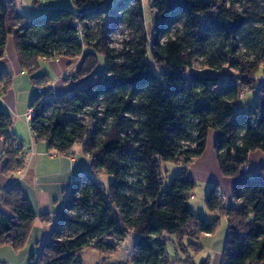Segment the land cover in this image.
<instances>
[{
	"label": "trees",
	"instance_id": "obj_1",
	"mask_svg": "<svg viewBox=\"0 0 264 264\" xmlns=\"http://www.w3.org/2000/svg\"><path fill=\"white\" fill-rule=\"evenodd\" d=\"M241 2L246 10L237 0H151L161 24L150 36L143 0H74V9L32 17L18 12L14 0H0V62L12 38L22 71L38 88L47 83L35 76L40 59L82 58L76 80L93 78L53 99L37 90L30 105L37 141L60 156L81 145L91 165L72 183L50 240L29 264H84L81 254L89 249L109 264L130 233L137 235L131 264H172L170 245L187 254L184 241L213 235L221 218L228 222L222 264H264V168L254 177L242 169L252 154H264V82L256 104L238 110L264 67V12L252 11L262 0ZM120 26L128 37L115 50L111 39ZM101 57L105 71L98 73ZM199 60L238 76L225 84L188 77ZM11 83L0 69V94ZM13 124L0 110L7 176L25 169L23 148L16 150L10 135ZM212 133L220 172L234 186L231 204L220 199L218 185L210 187L206 206L219 215L210 223L190 206L196 183L187 167L205 155ZM162 162L183 166L165 189ZM103 176L112 179L108 188ZM2 207L0 249L21 252L38 217L18 185L3 193Z\"/></svg>",
	"mask_w": 264,
	"mask_h": 264
},
{
	"label": "crops",
	"instance_id": "obj_2",
	"mask_svg": "<svg viewBox=\"0 0 264 264\" xmlns=\"http://www.w3.org/2000/svg\"><path fill=\"white\" fill-rule=\"evenodd\" d=\"M82 60V58L74 60L68 58L40 59L39 71L42 69L43 73L35 76L46 77L47 83L38 88L34 85L32 76L27 71H22L14 41L12 38L9 39L7 53L0 62V69L9 73L12 83L3 94H0V110L8 112L12 116L14 124L10 130V135L14 137L17 145L23 148L27 157L24 160L25 172L22 179L14 175H5L3 170L7 158L5 157L4 140L0 138V211L7 213L2 207L3 193L7 189L18 185L28 196L38 218L34 224L27 247L20 253L14 252L10 247L0 249V260L1 258L5 259V262L1 263H8L9 259L16 260L18 264H21V261H24L25 264L30 263L31 255L39 252V245L48 235L49 228L46 223L56 219V216L62 211L72 183L89 171L91 161L84 154L81 145H79V152L74 153L73 149L69 155H58L56 151L49 150L44 142L36 140L26 116L38 89L44 91L45 94H49L53 99L59 96L71 95L78 88L88 86L93 81L92 77L76 80V73L82 64ZM28 76L29 78H27ZM248 92L243 93L240 102L248 98L246 95ZM256 102L254 101V104L252 102L246 103L242 105V108L249 109ZM214 141L215 134L210 136L208 148L204 155L206 161L205 159L198 161L199 163L194 165L193 168H198L197 173H203L211 178L209 182L218 185L219 189L226 195V203L231 204L233 203L234 182L232 179L224 178L220 172L214 150ZM263 168L264 154L260 152L252 154L250 157V171L256 170L259 174ZM191 176L194 179L192 171ZM201 210L205 213V219L210 223L219 218L218 213H212L208 209L207 211L206 209ZM44 215H50V222H44L41 219ZM221 219L227 221L226 218ZM204 236L214 237L213 235Z\"/></svg>",
	"mask_w": 264,
	"mask_h": 264
},
{
	"label": "rangeland",
	"instance_id": "obj_3",
	"mask_svg": "<svg viewBox=\"0 0 264 264\" xmlns=\"http://www.w3.org/2000/svg\"><path fill=\"white\" fill-rule=\"evenodd\" d=\"M16 8L21 13H27L30 17L32 16H40L45 14L47 11L55 8H66V9H74V0H41V2H35L34 0H14ZM34 4V5H33ZM144 9H145V17H146V28L150 36L153 35L155 28L159 27L161 24V20L157 14V12L152 8L151 0H143ZM237 7L240 10H246V5H243L241 0H237ZM254 13H263L264 12V0L259 5L252 10ZM210 16L205 17V20H209ZM128 37V32L123 26H120L118 31L112 37V45L115 50H121L123 42L126 41ZM111 45V46H112ZM74 60V59H73ZM38 71L36 74L41 75L43 71ZM105 71V61L104 58H100V64L97 69L98 73H103ZM188 77H192L193 75H199L203 77L207 81L218 82L220 84L228 83L229 81H233L238 76V73L234 70L230 69L229 67L225 66L221 71L210 69L206 66L205 62L199 60L195 63L193 69L187 72ZM29 78V76L27 77ZM258 87L253 92H248L246 95L248 98L243 99L240 102L238 110H245L242 108V105L246 103H253L257 101L259 88L264 82V67L260 71L258 76ZM52 97L49 94H45V99H51ZM254 104V103H253ZM87 126L92 129L93 124L90 121H86ZM215 133H212L213 135ZM80 146L76 145L74 148V153L79 152ZM206 156L201 157L200 159H196L192 163L188 165L189 174L191 176V171L194 174V180L196 183V187L192 192V199L190 200V206L192 210L196 213V215L200 218H205V213L201 209H206V197L209 192L211 186L215 183L209 182L211 178H208L203 173H197L198 168L194 169L193 166L199 163L198 161L205 159ZM206 161V159H205ZM162 172L164 176V189L169 187L172 179L177 176L181 169L182 164L177 162H162ZM258 174V171L252 170L246 173L248 177H254ZM214 175V174H212ZM215 176V175H214ZM213 176V177H214ZM192 177V176H191ZM101 184L108 188L109 183H111L112 179L107 176H103L99 178ZM219 196L220 199L224 202L227 201L226 195L222 190L219 189ZM207 220V219H206ZM57 223V219H52L50 223H46L47 227L49 228V232L47 237L41 242L43 245L45 242L51 238L53 229L55 224ZM213 238L206 237L204 235L200 236L198 239L193 240L188 238L184 241V247H186V252H181L178 248L175 249L173 245L168 247V254L172 264H203L206 260H210V264H222V255L225 249L226 240L228 237V224L226 220L221 219L218 227L213 234ZM137 240V235L135 233H130L128 238L118 247L115 253L110 255V258L107 260L109 264H131V256L133 254V248L135 241ZM108 243H113V239H109ZM195 244L196 247L201 248V251L195 253L191 248L190 245ZM5 248V247H4ZM2 249V248H1ZM15 252V251H14ZM22 252V251H21ZM179 253L178 255L176 253ZM20 253V252H16ZM82 260L84 264H102L105 260V257L101 256L95 250H84L81 254ZM189 258L191 260H189ZM5 262L4 258H1L0 264H18L16 260L9 259L8 263H1ZM24 261H21V264Z\"/></svg>",
	"mask_w": 264,
	"mask_h": 264
},
{
	"label": "built area",
	"instance_id": "obj_4",
	"mask_svg": "<svg viewBox=\"0 0 264 264\" xmlns=\"http://www.w3.org/2000/svg\"><path fill=\"white\" fill-rule=\"evenodd\" d=\"M80 35H82L81 30H80ZM38 92L40 94L44 93V91H42L41 89H38ZM26 116H27V120L31 123L32 119L35 116V110L34 109H29V111H28V113H27ZM15 149L18 150L19 149V146L18 145H15ZM26 157H27V154L24 153L23 154V160H25ZM242 169H243L244 173L250 172V166L249 165H245ZM24 172H25V169L19 170V171H17V173H15L14 176L22 179L24 177Z\"/></svg>",
	"mask_w": 264,
	"mask_h": 264
}]
</instances>
